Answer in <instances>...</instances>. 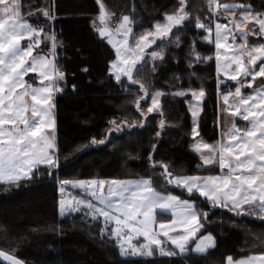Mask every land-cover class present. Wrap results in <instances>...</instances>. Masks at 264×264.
I'll use <instances>...</instances> for the list:
<instances>
[{
	"label": "trees",
	"instance_id": "1",
	"mask_svg": "<svg viewBox=\"0 0 264 264\" xmlns=\"http://www.w3.org/2000/svg\"><path fill=\"white\" fill-rule=\"evenodd\" d=\"M208 0H186L193 21L181 34V47L168 45L164 61L143 66L139 79L149 85L148 97L156 91L170 93L179 88H203L205 97L198 119L199 139L215 143L217 129V96L214 47L202 40V30L194 28L195 18L206 19ZM249 3L255 12H264V0H223ZM22 15L27 17L29 6H50L55 19L51 28L58 45L56 62L64 72L59 81L62 91L54 100L56 136L61 150L57 175L49 177L41 166V174L19 186L0 185V251L14 255L24 264H225L234 260L264 255V221L255 216H236L226 208H213L204 198L194 196L161 175L160 164H166L173 175H218L217 166L205 167L191 149L192 117L187 97L161 96V112L146 113L150 101L141 102L144 93L139 84L125 81L121 86L109 74L115 53L105 39L94 31L92 22L99 14L97 0H20ZM113 14L115 22L123 15L134 17L135 37L151 30L165 13L173 12L179 0H101ZM46 30L48 21L41 15L27 17ZM175 31V29H174ZM167 38H165V43ZM195 48L202 57H212L201 63L189 59ZM161 44V41L157 45ZM49 44L40 46L45 55ZM155 66V71H152ZM88 71H82L83 68ZM195 76H191V72ZM179 78V79H177ZM71 86L75 90L71 91ZM146 113L137 111L136 101ZM117 119L121 130H113L109 121ZM165 127L159 132V124ZM143 127H140V124ZM106 139L105 144L93 145L92 139ZM87 145V147H85ZM153 145H156L153 150ZM79 149V151L77 150ZM156 161L155 168L149 155ZM136 180L151 179L157 192L176 195L193 201L200 212H207L202 227L183 256L122 257L114 239L101 237V221H93L83 213L59 215V180ZM7 188V190H5ZM212 230L217 246L206 254L192 252L194 242Z\"/></svg>",
	"mask_w": 264,
	"mask_h": 264
},
{
	"label": "snow or ice",
	"instance_id": "2",
	"mask_svg": "<svg viewBox=\"0 0 264 264\" xmlns=\"http://www.w3.org/2000/svg\"><path fill=\"white\" fill-rule=\"evenodd\" d=\"M97 4L99 20L101 24H105L111 14L107 12L101 0H97ZM21 9L20 0H0V185L17 187L21 181H31L37 174H41V166L47 170L49 177L57 175V170L61 167V150L52 110L55 107L54 93L63 90L59 81L64 80V72L56 62V49L62 46V42L58 45L54 30L46 31L40 24H33L27 19L36 16L39 20L42 15L51 22L55 19L53 9L45 6L37 7L33 11L29 6L27 17L22 15ZM221 9L224 14L234 19H231L229 24L215 22L214 37L211 19L205 22L197 16L194 28L203 31V41L214 43L217 90L226 106L223 111H231L233 116H239L248 122V126L242 129L233 124L225 133L227 144L210 145L201 140L193 145V149L200 153L204 166L218 164L219 175H173L163 163L160 164L163 169L161 175L168 184L185 190L189 196L198 193L199 197L204 198L213 208L223 207L236 216H255L264 221V88L256 89L250 95H243L241 91L245 86L251 88L252 82L258 76H264V42L251 45L248 43L249 36L264 40V12L253 11V6L249 3H219L218 0H208V10L212 16L216 15L215 10ZM133 19L131 15H123L115 28V33L122 35L123 39H114L113 30L107 26L98 28L97 31L100 38L106 39L115 50L116 58L110 64L109 74L122 87L125 86L124 78L128 84H139V90L146 97L149 85L138 78L141 69L148 63L144 60L145 49L160 40L161 44L157 45L159 51L153 50L148 55L153 62L164 61V49L168 45L181 47V34L193 21L186 0H179L173 12L165 13L164 22L157 21L153 26L154 31L144 32L139 39L135 38L133 32ZM250 22L253 27L244 31ZM237 32L242 41L239 45L235 43ZM130 36L133 38L132 45L129 44ZM24 40L28 41L26 45L21 43ZM42 41H51L48 54L34 55L35 49L40 47ZM189 53L195 54L194 60L188 61L190 68L193 62L201 63L212 58L202 57L195 48V41ZM137 65H140V68ZM155 70L154 66L152 71ZM82 71L87 72L88 69L85 67ZM29 73L36 74L41 86H33L25 80ZM190 75L195 76L196 73L193 71ZM221 76L224 77L223 80L220 79ZM241 76H251V81H242L239 79ZM225 80L237 82L234 92L222 91L221 86ZM45 81L49 83L45 84ZM163 95L192 97L185 102L189 105L193 117V139L199 136L197 117L201 111L205 90L189 86L170 93L156 91L151 96V106L147 107V113L158 111L162 115L160 97ZM232 96L239 98V102L229 103V97ZM136 108L140 115L146 118L139 100L136 101ZM109 123L113 125V130H121L117 119ZM140 127H143L142 123ZM160 127L161 130L164 129V120H161ZM156 135L159 137L161 132ZM106 139L93 138L91 143L103 145ZM155 148L156 145H153V150ZM202 149H206L208 154ZM148 159L155 168L157 162L151 154ZM106 183L109 182L59 180L61 193L68 187L79 188L91 197H62L59 202L60 213L62 216L83 213L93 221L102 218L100 235L115 239L121 256L150 257L155 246L161 256L174 257L178 254L176 250H179L183 258L190 237L203 226L201 220L208 217L206 211L200 212L189 199H181L171 194L165 196L157 192L151 179L113 180L110 182L108 193L105 194ZM168 207L174 209V219L170 224L157 223L156 209ZM156 227L159 231H156ZM178 228L183 229V234L169 235L170 231H177ZM139 237H143L144 242L137 246L133 244V240ZM160 237L166 238L173 248L170 250L162 247L165 240ZM213 247L215 240L209 234L199 239L194 251L205 253L208 248ZM0 257L8 264H22L21 260L4 251H0ZM227 264H264V255L241 260L228 256Z\"/></svg>",
	"mask_w": 264,
	"mask_h": 264
},
{
	"label": "rangeland",
	"instance_id": "3",
	"mask_svg": "<svg viewBox=\"0 0 264 264\" xmlns=\"http://www.w3.org/2000/svg\"><path fill=\"white\" fill-rule=\"evenodd\" d=\"M218 2L219 3H225V1H223V0H218ZM227 2V1H226ZM227 3H233V2H227ZM106 8V7H105ZM106 10H107V12L108 13H110L111 14V17H110V19H108V20H106L105 21V24H101V22H100V20H99V14H97L96 15V17L94 18V20H93V22H92V26H93V28H94V31L99 35V33H98V31H97V29L98 28H102V27H105V26H107V27H109L110 29H112L113 30V32H114V39H117V40H120V39H123V36L122 35H120L119 33H115V28L118 26V24H119V22H120V20H121V18H120V20L118 21V22H115V20H114V18H113V14H112V12L110 11V10H108L107 8H106ZM216 11V15L215 16H212L211 15V13L209 12V10H208V1H207V15H206V19H211L212 21H213V24H212V27H213V37H214V31H215V22H219V23H223V24H229V21L231 20V19H234V17H232V16H230V15H226V14H224L223 13V11H222V9L221 10H215ZM254 11V10H253ZM238 15V14H237ZM164 22V21H163ZM205 22H207V21H205ZM51 23H52V21L51 22H49L48 21V28H46V31L47 30H49V29H51L52 30V28H51ZM230 27H231V25H229ZM253 27V24L250 22V23H248V25H247V27H245L244 28V31H248L249 29H251ZM258 27V26H257ZM133 28V27H132ZM152 31H154V27L151 29ZM100 37V36H99ZM136 39H139V37H135ZM149 39H151V37L149 38ZM106 40V39H105ZM160 42V40H157V42H156V44H153L150 48H146L145 49V56H144V60H148L149 62H151V63H153V61H152V59H151V57L148 55V53H150L151 51H153V50H157V51H159V49L157 48V43H159ZM260 42H264V40H261V38H258V37H255V36H249V38H248V43L251 45V44H256V43H260ZM22 43V45H26L27 43H28V41L27 40H24V41H22L21 42ZM42 43L43 44H45V43H47V44H49V47L51 48V41H42ZM42 43H41V45H42ZM235 43L237 44V45H239V44H241L242 43V41L240 40V38H239V33L237 32L236 33V41H235ZM129 44L130 45H132L133 44V38L130 36L129 37ZM212 45H213V47H214V61H215V74H216V77H215V79H216V96H217V129H218V137H217V140H216V142L215 143H208V144H210V145H217V144H219V143H224V144H227L228 143V140H227V138H226V136H225V133L228 131V129H230L231 127H232V125L233 124H235L237 127H240V128H246L247 126H248V122H246V121H244V120H242L239 116H233L232 114H231V111H223V109H224V107H226L225 105H224V103H223V99H222V96L221 95H219L218 94V90H217V70H216V60H215V54H216V49H215V46H214V43H211ZM40 45V46H41ZM111 48H112V46L111 45H109ZM50 48H49V50H50ZM40 49V47L39 48H37V49H35V51H34V55H36L37 53H38V50ZM113 49V48H112ZM113 51H114V53H115V50L113 49ZM49 52V51H48ZM40 54V53H39ZM48 54V53H47ZM41 55V54H40ZM46 55V54H45ZM115 58H116V54H115ZM157 61H159V60H157ZM258 66H259V62H258V65L256 66L257 68H258ZM137 67L138 68H140V65H137ZM110 68V67H109ZM142 70H143V68H142ZM142 70H141V72L140 73H142ZM29 74H33V73H29ZM35 74V73H34ZM36 75V74H35ZM141 75V74H140ZM139 75V76H140ZM113 77V76H112ZM114 78V77H113ZM115 79V78H114ZM125 80H126V78H124ZM220 79H224V77L223 76H221L220 77ZM240 80H242V81H245V82H247V81H251V76H248V77H244V76H241L240 78H239ZM26 81H28V82H30V83H32L33 84V86H36V87H39V86H41L40 85V83H39V79L35 76H28L27 78H26ZM127 81V80H126ZM45 84H47V83H49V81H45L44 82ZM237 86V82H235V81H230V80H225V82H224V84L221 86V88H222V91L223 92H228V91H233L234 92V90H235V87ZM259 88H264V76H258L257 78H256V80L254 81V82H252V87L251 88H249V87H247V86H245V87H243L242 89H241V91H242V94L243 95H250V94H253V92H254V90H256V89H259ZM76 88H73V86H71V91H74ZM58 92H55L54 93V97H53V100H55V96H56V94H57ZM154 94V93H153ZM151 96H152V94L148 97V96H144V98L143 99H141V102L142 101H145V100H148V101H150V105H149V107L151 106ZM192 99V97L190 96V98H189V100H191ZM161 100H162V98L160 97V104H161ZM204 100V99H203ZM239 102V98H236V97H234V96H232V97H229V103H231V104H236V103H238ZM187 104V103H186ZM187 107H188V110H189V105L187 104ZM241 108H243V106H241ZM53 114H54V117H55V109L53 108ZM201 111H202V105H201ZM201 111H200V113H199V116H200V114H201ZM153 112H155V111H153ZM152 112V113H153ZM190 112V111H189ZM146 113H147V110H146ZM190 114H191V112H190ZM199 116L197 117V121H198V119H199ZM191 117H192V114H191ZM159 126H160V124H159ZM192 128H193V117H192ZM197 130H198V128H197ZM161 131V127H159V132ZM199 141H201L200 139H199V137L198 136H196L195 137V139H193V134H192V144H191V149L201 158V156H200V153H198V152H196L194 149H193V145L195 144V143H197V142H199ZM206 143V142H205ZM202 151L205 153V154H208L207 153V150L206 149H202ZM216 156H217V158H218V156H219V152H217L216 153ZM201 162H202V164H203V161H202V159H201ZM204 166V165H203ZM213 166H217L218 168H219V166H218V164H216V165H208V166H205V167H213ZM220 169V168H219ZM219 175V174H218ZM58 188H59V190H60V184L58 185ZM69 189L67 188L66 189V191L64 192V193H61V191H60V195H61V198L63 197V198H66V197H68V196H70L71 194H69L67 191H68ZM75 194H77V195H75ZM72 197H76V198H78V196H80V197H83V198H85V199H87V198H91L90 196H88V194L87 193H82V191H80L79 193H76V192H73V194L71 195ZM217 208H220V207H217ZM214 248V247H213ZM213 248H208L207 249V251L205 252V253H198V254H206L207 252H210ZM255 256H260V255H255ZM246 258H248V257H246ZM246 258H241V259H246ZM241 259H238V260H241ZM225 264H227V260H226V263Z\"/></svg>",
	"mask_w": 264,
	"mask_h": 264
},
{
	"label": "crops",
	"instance_id": "4",
	"mask_svg": "<svg viewBox=\"0 0 264 264\" xmlns=\"http://www.w3.org/2000/svg\"><path fill=\"white\" fill-rule=\"evenodd\" d=\"M36 52V51H35ZM28 76H36L34 73L33 74H28L26 77H25V80H26V78L28 77ZM219 169V168H218ZM219 174H220V169H219ZM136 180H140V179H136ZM86 181H91V180H86ZM97 181H100V180H97ZM103 181H106V182H109V183H106L105 184V187H104V193L105 194H107L108 193V190H109V186H110V182L111 181H113V180H103ZM115 181H133V180H115ZM68 193L69 194H73V192H76V193H79L80 191H82V193H86V192H84L82 189H79V188H71V187H68ZM68 196V197H66V199L67 198H70V197H72V196ZM75 195H77V194H75ZM162 195H164V194H162ZM166 196V195H165ZM78 198H83V197H80V196H78ZM85 199V198H84ZM87 199H89V198H87ZM60 200H61V195H60V190H59V202H60ZM220 208H223V207H220ZM174 211V209L172 208V207H168V208H165V209H160V208H158V209H156V214H155V219H156V221H157V223H159V222H163V223H166V224H170L171 223V221L174 219V217L172 216V212ZM59 215L61 216V217H63L62 215H61V213H60V203H59ZM64 216H66V215H64ZM88 218H90V217H88ZM91 219V218H90ZM101 223H102V218H101ZM110 227H111V225H110ZM200 230V229H199ZM156 231H159V228L158 227H156ZM197 233H198V231L197 232H195L194 233V235L193 236H191L190 237V239H189V242H188V244H187V246H186V253H187V247H188V245H189V243L192 241V240H194L195 239V237H196V235H197ZM181 234H183V229L182 228H178L177 229V231H170L169 232V235L170 236H178V235H181ZM209 234H211L212 236H213V238H214V240H215V247L217 246V238L215 237V235H214V233H213V231L212 230H210L209 232H208V234H206V235H209ZM206 235H204V236H206ZM201 238V237H200ZM200 238H198L195 242H194V244H193V247H192V252L193 253H196L195 251H194V249H195V247H196V243L199 241V239ZM160 239L161 240H165V243L164 244H162L161 246L162 247H165V248H167V249H172L173 248V246L171 245V243L170 242H167L166 241V238H164V237H160ZM115 240V239H114ZM115 242H116V244H117V241L115 240ZM144 242V240H143V237H139V238H137V239H134L133 240V244H135V245H137V246H139L141 243H143ZM118 247V246H117ZM214 247V248H215ZM213 248V249H214ZM118 249H119V247H118ZM212 249V250H213ZM211 250V251H212ZM154 251H156L159 255H160V253H159V251L157 250V249H155V246H154ZM177 251V255L179 256L180 254H179V250H176ZM119 253H120V249H119ZM208 253V252H207ZM198 254V253H197ZM161 256V255H160ZM181 256V255H180ZM122 257H141V256H133V255H125V256H122Z\"/></svg>",
	"mask_w": 264,
	"mask_h": 264
},
{
	"label": "water",
	"instance_id": "5",
	"mask_svg": "<svg viewBox=\"0 0 264 264\" xmlns=\"http://www.w3.org/2000/svg\"><path fill=\"white\" fill-rule=\"evenodd\" d=\"M0 264H8V262L7 261H4L3 258L0 257ZM22 264H24V263L22 262Z\"/></svg>",
	"mask_w": 264,
	"mask_h": 264
}]
</instances>
